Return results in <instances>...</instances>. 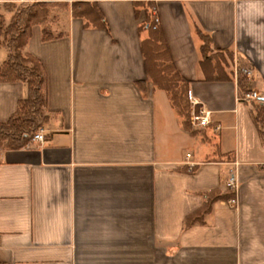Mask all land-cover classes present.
Returning a JSON list of instances; mask_svg holds the SVG:
<instances>
[{"label": "crops", "instance_id": "1", "mask_svg": "<svg viewBox=\"0 0 264 264\" xmlns=\"http://www.w3.org/2000/svg\"><path fill=\"white\" fill-rule=\"evenodd\" d=\"M21 1L0 0L5 19L4 5ZM90 1L107 30L70 10L47 22L59 37L31 27L24 51L45 72L44 142L0 150V264H264V123L252 119L264 102V0H154L188 97L209 111L195 126L190 106L187 129L144 71L135 3L148 0ZM194 26L213 54L231 53L220 63L227 79L201 66ZM6 55L0 48V64ZM238 60L257 100L239 99ZM26 94L0 82V122ZM231 177L236 205L218 199L184 227Z\"/></svg>", "mask_w": 264, "mask_h": 264}, {"label": "trees", "instance_id": "2", "mask_svg": "<svg viewBox=\"0 0 264 264\" xmlns=\"http://www.w3.org/2000/svg\"><path fill=\"white\" fill-rule=\"evenodd\" d=\"M62 0L51 2L48 0H25L18 4H5L11 11L6 23L3 13L0 12V48L6 51V58L0 64V82H21L26 86L27 94L17 103L13 114L4 122H0V150L21 149L32 143L34 133L42 127L46 120V77L39 59L26 53L24 48L31 34V27L41 26L43 41L59 37L47 25L52 8L58 6L70 10L71 15L81 18L85 27H100L107 30L105 18L95 2L90 0ZM139 9L145 12V20L139 25V34L145 37L140 40L144 71L153 86L165 91L171 107L181 120L184 128H189L190 104L188 100L189 80L180 75L171 59L159 18L156 13L154 0L135 3V14ZM194 31L201 41L200 64L204 68H211L214 72L210 79L222 80L228 76L223 72L221 61L227 64L232 59L231 53L213 54L210 49L209 36L194 26ZM240 68L246 67L241 60L237 61ZM238 96L251 93L249 81L238 76ZM142 87L145 81L139 82ZM255 113L253 122L258 125L264 123V102L254 103ZM198 111L199 109L196 108ZM264 142V140H263ZM234 194L209 193L202 206L187 215L183 220L184 227L193 224H202L203 216L211 210L212 203L218 199H229Z\"/></svg>", "mask_w": 264, "mask_h": 264}, {"label": "built area", "instance_id": "3", "mask_svg": "<svg viewBox=\"0 0 264 264\" xmlns=\"http://www.w3.org/2000/svg\"><path fill=\"white\" fill-rule=\"evenodd\" d=\"M232 73L233 76L235 78V80H237L238 76H243L246 79L250 78L252 75V69L249 67H243L240 68L238 66L237 61L233 62V69H232ZM240 100H257L258 96L255 92H251L248 93L244 96L239 97ZM189 100V104L191 106V123L194 124L195 126H206L210 123V119H209V111H207L206 109H199L198 111L196 110V106L198 104V102L193 99L192 97H188ZM32 142H38V143H43L44 142V133H43V129L39 128L33 135ZM228 187L230 189V191L234 194L233 197L229 198L227 200V202L231 205V206H235L237 203V198H236V192L238 189V186L236 184V181L233 177L229 178L228 181Z\"/></svg>", "mask_w": 264, "mask_h": 264}, {"label": "rangeland", "instance_id": "4", "mask_svg": "<svg viewBox=\"0 0 264 264\" xmlns=\"http://www.w3.org/2000/svg\"><path fill=\"white\" fill-rule=\"evenodd\" d=\"M48 1H51V2H60L62 0H48ZM0 7H1V4H0ZM1 11H3V13L6 14V11H4V9L1 8ZM11 14L12 13H10V15L9 14L7 15V18L5 19V22L6 21L8 22ZM64 14H65V9L60 8L58 6L54 7V8H52L51 13H50V15H51L50 21H52L53 24L54 23H57L58 24V23H60V20H61L62 23H63V19H61V18L64 17Z\"/></svg>", "mask_w": 264, "mask_h": 264}]
</instances>
